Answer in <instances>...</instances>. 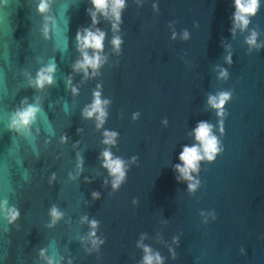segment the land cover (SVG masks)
Returning <instances> with one entry per match:
<instances>
[{"label":"water","instance_id":"obj_1","mask_svg":"<svg viewBox=\"0 0 264 264\" xmlns=\"http://www.w3.org/2000/svg\"><path fill=\"white\" fill-rule=\"evenodd\" d=\"M235 12L234 0H124L114 31L91 0H0V264H144L145 248L159 264H264V0L243 28ZM85 28L104 33L87 76L73 67ZM94 92L108 101L99 128L83 115ZM28 105L34 118L13 125ZM201 121L219 150L187 180L175 165ZM105 149L124 162L115 189Z\"/></svg>","mask_w":264,"mask_h":264},{"label":"clouds","instance_id":"obj_2","mask_svg":"<svg viewBox=\"0 0 264 264\" xmlns=\"http://www.w3.org/2000/svg\"><path fill=\"white\" fill-rule=\"evenodd\" d=\"M94 8L100 12L101 15L108 17L109 11L111 12V17L115 21L112 24L113 30H118V24L120 21V10L124 7V0H111V7L109 9V0H91ZM236 12L233 15L234 22H238V26L243 28L247 25L248 20L246 19L247 15H252L256 12L257 9V0H234ZM40 10L43 11L45 5L41 3L39 6ZM92 16V23H97L95 12L90 13ZM83 35L79 31L76 33V40L78 44V48L81 51L82 59L78 60L74 64V69L83 70L85 76L88 75V68L93 70L97 69L103 62L104 57L99 54V51L102 49L103 44L102 41L104 39V33L97 29L96 31H91L88 28L83 30ZM185 37L187 33L184 34ZM255 33L248 38L247 43L250 45L255 43ZM121 40L119 36H114L112 40V44L114 46V50L118 51ZM91 48L95 50L91 56L88 55L85 49ZM226 60L230 62V58L226 57ZM55 70L54 65H49L46 68L40 69L37 73V77L35 80V84L37 87H43L45 83L51 84L53 82V78L51 73ZM96 74L95 71L92 73ZM220 76L226 77L227 73L225 70H220ZM70 83V81H69ZM73 92L76 89H72ZM230 94L228 92H221L217 96H209L208 103L215 109H217V115H223V105L229 99ZM93 102L91 105L87 106L83 110V115L85 117H92L93 114H96L97 120V128H99L105 119L106 111L104 105H107L108 101H102L100 99L99 92L93 93ZM38 109L33 105H28L25 109L18 111L16 113V117L12 120L13 125H23L26 126L29 124L30 120L34 118L35 113ZM211 125L207 122L201 121L197 124V127L193 130L194 136L197 141H199V146L193 145L191 147L185 146L181 153L179 154V159L183 162V166L180 164L175 165L177 171H179L183 178L187 180H192L193 178L189 175L190 171L197 170V162L201 159L206 158L211 161L214 159L215 153L219 150L217 147V139L215 136L211 134ZM117 133L115 132H104V140L103 143L107 145H111L115 143V137ZM64 139V138H62ZM202 153V154H201ZM101 155L103 156V166L108 169L109 174L114 177L112 181V187L115 189L119 186L120 182L123 180L125 176L124 171V162L119 158H113L112 154L105 149ZM190 190H193L196 187L195 183H191L188 185ZM94 197L98 196V193L92 194ZM8 218L9 221L14 220L18 215L17 211L14 208H9L8 210ZM62 213H60L55 207L51 209V216L53 218V222L57 220ZM86 219V217L82 218ZM90 226L92 229H95L97 222L95 220L90 221ZM94 231L90 233V236H94ZM93 245L95 246L97 243H102V241L93 240ZM149 250L145 248V257L144 264H153V259L157 261L159 264L160 257L158 255H149L147 254Z\"/></svg>","mask_w":264,"mask_h":264}]
</instances>
